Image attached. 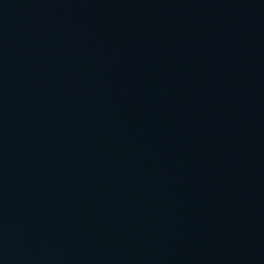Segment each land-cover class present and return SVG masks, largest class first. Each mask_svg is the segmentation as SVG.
Here are the masks:
<instances>
[{"label": "water", "instance_id": "water-1", "mask_svg": "<svg viewBox=\"0 0 264 264\" xmlns=\"http://www.w3.org/2000/svg\"><path fill=\"white\" fill-rule=\"evenodd\" d=\"M0 264H20L11 241L0 220Z\"/></svg>", "mask_w": 264, "mask_h": 264}]
</instances>
